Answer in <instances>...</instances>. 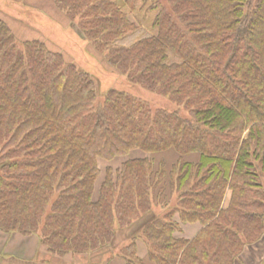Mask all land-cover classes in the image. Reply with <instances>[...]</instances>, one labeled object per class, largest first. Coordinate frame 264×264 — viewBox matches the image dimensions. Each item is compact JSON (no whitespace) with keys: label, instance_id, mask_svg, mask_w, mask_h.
<instances>
[{"label":"trees","instance_id":"1","mask_svg":"<svg viewBox=\"0 0 264 264\" xmlns=\"http://www.w3.org/2000/svg\"><path fill=\"white\" fill-rule=\"evenodd\" d=\"M53 2L106 67L177 109L100 98L62 48L0 12V237L94 264L135 231L147 262L137 234L126 264H232L263 229L264 0ZM180 223L198 229L181 237Z\"/></svg>","mask_w":264,"mask_h":264},{"label":"rangeland","instance_id":"2","mask_svg":"<svg viewBox=\"0 0 264 264\" xmlns=\"http://www.w3.org/2000/svg\"><path fill=\"white\" fill-rule=\"evenodd\" d=\"M3 3H7V5L4 6ZM0 6L8 7L11 11L20 15L21 17L32 16L29 19L36 23L33 19L34 15L31 13L28 14L25 11V8H23L24 6L19 2L12 1L11 3H8L7 0H1ZM55 15V18H57L59 21L55 23V21H52L48 18H43L41 21L38 20V31L32 30L25 36L28 35L29 37H37V35H41L42 37L49 39L55 45L62 48L63 51L68 55V57L71 58V60L78 66L81 71L87 72L96 80L97 91L99 93L100 98H102L109 89H117L129 93L135 98L146 102L152 110L162 108L168 111H173L177 109L176 105L171 102L167 97L161 96L155 92H151L140 85L133 84L127 79L125 75H122L106 67L102 59L100 57H97L92 51H90L89 47H87V41L80 37L79 33L73 28V26H67L66 20L62 16L57 14ZM14 30L16 31V33H19L20 36H23L25 34L24 31H26V29L23 27L16 28ZM181 113L183 116H187L186 111L181 110ZM176 157L177 156L174 152H166L160 156L158 155L156 158L157 160L163 159L166 164L169 165V163L173 162ZM124 159L116 158L113 161L109 162L100 160L99 167L101 170V175L99 176L97 184L99 185V183L102 181L104 176V170L106 167L111 166L112 168H117ZM261 182V195L264 197V178L261 180ZM227 201L228 199L226 198L225 203ZM175 203L176 200L175 197H173L168 206H174ZM168 206L165 208L162 205L155 206L154 211L157 215H162L168 211ZM174 219H177V217L174 216ZM197 229L198 225L196 224L180 223V227H178V229L175 231V234L181 237L190 238L196 233ZM140 233L141 232L136 233L135 231L124 234L119 233L112 247L105 250L103 255L100 254L99 259H97L98 262H101V264H126L123 258L120 256L121 248L127 246L131 241H133L134 236L137 234V237L142 239V236L139 235ZM141 239H138L136 241L137 252L138 255L141 257L142 261L147 262V259L145 258L147 254V248L143 242V239ZM4 240L5 239L0 240V242H4ZM22 242L24 245L18 248L12 249L10 246H7V249L4 248V250H1V252L4 253V256L0 263L74 264V261H72L70 257L53 260L51 255L47 253L46 248L39 243L38 235H33L31 237H28V239H23ZM13 244L17 245L18 241L13 242ZM20 248L24 250L21 251ZM34 249L35 251L32 253ZM9 256H11V258H15L16 260L7 261L9 260ZM93 262H95V260ZM232 264H264V214L263 229L259 234V238L256 240V242L245 245L242 250L237 253Z\"/></svg>","mask_w":264,"mask_h":264},{"label":"crops","instance_id":"3","mask_svg":"<svg viewBox=\"0 0 264 264\" xmlns=\"http://www.w3.org/2000/svg\"><path fill=\"white\" fill-rule=\"evenodd\" d=\"M12 1L19 2L20 4H22L24 6L23 8H25V11L28 14L31 13L34 15L33 19L36 22V23H34L31 19H29L32 16L31 17H27V16L21 17L20 15L11 11L8 7L0 6V12L4 13L6 15V17L8 18L7 19L8 25H9V27L12 28V30L15 33H16V31L14 29L20 28V27L28 28L31 31L32 30L38 31V27H39L38 22L41 21L43 18L44 19L48 18L52 21H55V23L58 21V19L55 18L56 17L55 14H57V15H60V14L58 13L59 11L56 10L53 0H7L8 3H11ZM3 5L4 6L7 5V3H3ZM27 22H29V23H27ZM0 240H3V238L0 237ZM22 240H23V238L17 236V237H14L13 239H11L7 242L5 240H4V242H0V251L4 250V248L7 249L8 248L7 246H10L12 249L18 248V247L24 245ZM17 241H18L17 245L13 244V242H17ZM14 245H16V246H14ZM22 250H24V249H21V251ZM34 251H35V249L32 251V253Z\"/></svg>","mask_w":264,"mask_h":264}]
</instances>
